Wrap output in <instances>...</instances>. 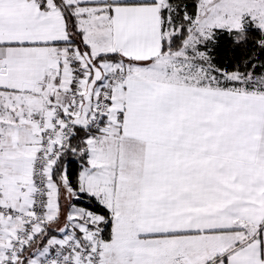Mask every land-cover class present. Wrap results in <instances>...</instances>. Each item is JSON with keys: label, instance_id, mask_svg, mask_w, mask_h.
<instances>
[{"label": "snow or ice", "instance_id": "obj_1", "mask_svg": "<svg viewBox=\"0 0 264 264\" xmlns=\"http://www.w3.org/2000/svg\"><path fill=\"white\" fill-rule=\"evenodd\" d=\"M0 264H264V0H0Z\"/></svg>", "mask_w": 264, "mask_h": 264}]
</instances>
